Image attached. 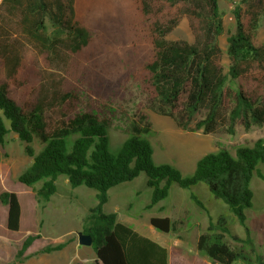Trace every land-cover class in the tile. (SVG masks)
Listing matches in <instances>:
<instances>
[{
    "label": "trees",
    "instance_id": "trees-1",
    "mask_svg": "<svg viewBox=\"0 0 264 264\" xmlns=\"http://www.w3.org/2000/svg\"><path fill=\"white\" fill-rule=\"evenodd\" d=\"M158 5L176 12L161 18ZM25 8L41 13L29 18L24 11L19 27L5 19V12ZM44 11L42 0L27 7L22 0L0 4V146L10 131L26 143L36 137L42 144L37 153L25 147L32 160L17 180L28 188L41 181L35 189L38 200L56 191L61 175L73 187L94 189L97 202L89 216L93 224L82 232L92 237L91 247L101 264H167L165 247L119 222L114 212L102 211L110 188L141 172L150 188L147 207L166 198L171 183L180 188L204 183L214 198L226 203L245 231L243 240L250 243L245 209L252 205V178L264 179L263 139L238 146L234 153L223 147L207 152L190 175H182L169 163L153 161L152 146L144 137L151 125L144 113L115 153L109 150L108 129L116 115L111 99L128 82L140 86L154 112L184 129H190L202 109L195 129L204 134L214 132L219 122L229 133L237 125L246 130L260 126L264 44L257 41L256 32L264 0H239L233 6L226 67L218 42L224 31L218 0H55L47 10L55 25L52 34L45 33ZM182 16L190 23L192 41L168 37ZM191 198L203 207L194 194ZM0 201L7 206V230H19L18 197L2 191ZM149 223L163 232L172 228L167 216H151ZM226 236L242 241L218 216L199 233L196 248L215 264H264V255L254 254L252 260ZM33 239L27 235L22 240L16 259H22ZM62 245H47L42 251Z\"/></svg>",
    "mask_w": 264,
    "mask_h": 264
},
{
    "label": "rangeland",
    "instance_id": "rangeland-1",
    "mask_svg": "<svg viewBox=\"0 0 264 264\" xmlns=\"http://www.w3.org/2000/svg\"><path fill=\"white\" fill-rule=\"evenodd\" d=\"M32 2H38V0H22V5L27 7ZM42 2L46 8V11L42 12L46 25L45 33L52 34L55 25L53 20L49 18L47 10L53 8L55 0H42ZM238 2L239 0H218L224 21V31L218 38L221 63L224 67L228 64L225 53L226 39L234 29L231 10ZM158 7V15L161 18L176 12L174 7L168 5H158ZM24 11L27 12L26 8L22 12H5V19L19 27ZM40 13L41 11L36 9L26 14L29 18H36L39 17ZM168 37L192 41L193 32L188 20L182 16ZM256 39L264 44V15L260 18ZM111 106L116 115L108 129L110 152L115 153L119 149L121 143L130 135L132 124L140 121V113L142 112L151 125L150 131L145 133L144 137L152 146L153 161L155 163H169L176 167L182 175H190L197 159L207 152L223 147L234 153L238 146L251 145L258 138L264 140V122L249 130L237 125L234 133H229L226 128L227 125L219 122L214 132L202 133L200 129H195V125L204 114V109L200 110L194 117L190 129H184L170 117L154 112L145 93L134 82H128L121 93L111 99ZM27 145L35 153L42 148L38 138L34 137L31 142L26 143L10 131L3 137V148L0 149V161L6 160L11 170L10 180L0 178V192H13L16 189L17 192H20L19 197L22 204L25 196L21 194L23 191L19 187L22 184L16 179L32 160L25 150ZM260 171L264 175V166L260 165ZM63 178L62 175L58 177L53 196L39 197L40 204L47 206L45 212H38L39 217L43 220L41 221V230L46 228V222L50 220L51 226L48 228L52 234L64 229L82 230L87 224H93V220L89 219V216L91 214L90 209L97 202L94 195L95 190L84 185L73 187L68 182H64ZM145 181L146 175L141 172L132 180L110 188L108 200L103 204L102 211L105 213L115 211L122 213L123 216L127 215L136 226L143 230L151 225L148 220L150 216H167L172 222V228L168 232L159 230L161 233H157L156 238L170 248L172 260H210L197 250L196 239L199 233L204 231L209 220H215L218 216H223L230 230L242 238V241L238 242L226 236V240L231 246L243 247L250 254L252 260H254V254L264 255V179L253 177L250 184L253 191L252 205L245 209L250 243L243 240L246 238L245 231L237 223L226 203L214 198L204 183H199L193 188H180L176 183H171L169 195L156 205L147 207L150 200V188L146 186ZM41 183V181L35 183L32 189L39 188ZM191 194L200 200L203 207L195 203ZM145 236L150 237L148 234ZM250 246L254 248L253 253L250 251ZM64 253V256L70 257L69 248H66ZM49 256H54V253ZM76 261L80 264H93L92 260L83 263L78 258ZM233 264L245 263L236 261Z\"/></svg>",
    "mask_w": 264,
    "mask_h": 264
},
{
    "label": "crops",
    "instance_id": "crops-1",
    "mask_svg": "<svg viewBox=\"0 0 264 264\" xmlns=\"http://www.w3.org/2000/svg\"><path fill=\"white\" fill-rule=\"evenodd\" d=\"M1 148L3 147L0 146V149ZM10 172L11 170L6 163V160L0 161V178L2 180L6 178L9 179ZM63 180L64 182H67L66 178H63ZM16 181L18 180L16 179ZM12 184L14 185L15 183ZM19 187L20 190L23 191L21 194L25 196L22 204L19 197L20 192H17L16 189H14L15 191L13 192L18 197L20 203L19 230H7L5 226L7 219V206L0 201V264H80L78 261H76L78 258H80L83 263H87L88 260H92L93 264H101L96 258L91 245L85 246L78 243L77 232L82 230L64 229L57 232L56 234H52L48 228V226H51L50 220H47L46 228L41 230V221L43 220H41L39 217L38 212H45L47 206L45 204H40L38 197L35 194V189L33 190L32 188H28L23 185H20ZM53 194L54 193H52L50 196H53ZM111 212L116 214V218L119 222L130 226L143 236H145V234L150 235L148 238L165 247L168 257L167 264H215L210 260L202 259L172 260L170 248L156 238L158 235L157 233H161V231L157 230L152 225H149L145 228V230H143L136 226L134 221L129 216H123L122 213L120 214L115 211ZM27 235H33L34 239L24 251L22 259L18 260L16 259V253L21 246L22 240ZM58 243L63 244L60 249L48 252L42 251L43 247ZM66 248H69L70 250L69 258L64 256V251ZM51 253H54V256H49Z\"/></svg>",
    "mask_w": 264,
    "mask_h": 264
},
{
    "label": "water",
    "instance_id": "water-1",
    "mask_svg": "<svg viewBox=\"0 0 264 264\" xmlns=\"http://www.w3.org/2000/svg\"><path fill=\"white\" fill-rule=\"evenodd\" d=\"M77 240L80 245H91L92 244V237L90 234L84 233L82 231L77 232Z\"/></svg>",
    "mask_w": 264,
    "mask_h": 264
},
{
    "label": "built area",
    "instance_id": "built-area-1",
    "mask_svg": "<svg viewBox=\"0 0 264 264\" xmlns=\"http://www.w3.org/2000/svg\"><path fill=\"white\" fill-rule=\"evenodd\" d=\"M3 0H0V4L2 3Z\"/></svg>",
    "mask_w": 264,
    "mask_h": 264
}]
</instances>
